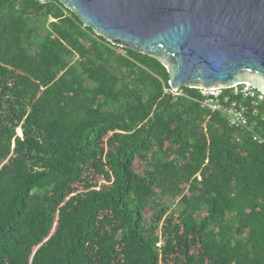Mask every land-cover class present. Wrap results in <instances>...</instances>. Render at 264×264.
I'll return each instance as SVG.
<instances>
[{
	"label": "trees",
	"instance_id": "16d2710c",
	"mask_svg": "<svg viewBox=\"0 0 264 264\" xmlns=\"http://www.w3.org/2000/svg\"><path fill=\"white\" fill-rule=\"evenodd\" d=\"M203 102L62 1L0 0V264H264V145Z\"/></svg>",
	"mask_w": 264,
	"mask_h": 264
},
{
	"label": "water",
	"instance_id": "95a60500",
	"mask_svg": "<svg viewBox=\"0 0 264 264\" xmlns=\"http://www.w3.org/2000/svg\"><path fill=\"white\" fill-rule=\"evenodd\" d=\"M60 1L112 44L159 58L173 94L238 83L264 94V0Z\"/></svg>",
	"mask_w": 264,
	"mask_h": 264
},
{
	"label": "built area",
	"instance_id": "2783aa9c",
	"mask_svg": "<svg viewBox=\"0 0 264 264\" xmlns=\"http://www.w3.org/2000/svg\"><path fill=\"white\" fill-rule=\"evenodd\" d=\"M204 97L203 105L223 113L230 124L250 134L253 141L264 145V115L261 106L264 94L248 83H238L226 89H199Z\"/></svg>",
	"mask_w": 264,
	"mask_h": 264
},
{
	"label": "rangeland",
	"instance_id": "374dc122",
	"mask_svg": "<svg viewBox=\"0 0 264 264\" xmlns=\"http://www.w3.org/2000/svg\"><path fill=\"white\" fill-rule=\"evenodd\" d=\"M136 167H137L138 172H142V173H143V172L145 171V169H146V166H145L142 162H137ZM151 215H152V214H149V215H148V218H152Z\"/></svg>",
	"mask_w": 264,
	"mask_h": 264
}]
</instances>
